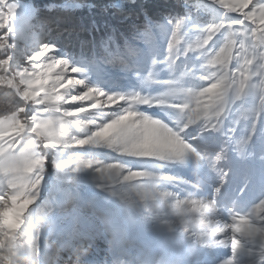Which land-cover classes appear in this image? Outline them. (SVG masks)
I'll list each match as a JSON object with an SVG mask.
<instances>
[{"label":"snow or ice","instance_id":"obj_1","mask_svg":"<svg viewBox=\"0 0 264 264\" xmlns=\"http://www.w3.org/2000/svg\"><path fill=\"white\" fill-rule=\"evenodd\" d=\"M227 13L239 18L224 17L218 22L208 24L201 29L193 40L184 41L181 32L185 18L169 21L173 24L167 42L165 60L168 67L175 71L177 61L189 52L198 53L203 58L200 65L207 74L201 79L209 81L198 89L183 87L180 79L192 72L187 64L179 78L163 81L167 90L156 96L140 92L107 93L99 87L90 86L85 79L73 75L80 71L71 66L70 61L57 54L54 43L37 41L39 46L33 54L24 58L21 64L12 52L16 45L9 43V33L23 38L27 23L14 26L11 21L16 17L18 4L14 0H0V88L10 96H19L23 103H11L6 114H0V177L7 180L9 193L0 195V264H33L29 256L40 251L37 234L25 239L21 231L25 213L39 196V187L44 178L47 156L41 146L62 149L68 145H107L119 153L140 158H156L165 161L184 160L192 154L197 161L205 157L198 152L182 133L192 125H198L200 131H223V120L231 104L250 92L258 95L257 105L244 109L237 117L252 119L250 129L245 135L234 139L235 150L243 155L256 131V122L264 111V0H215ZM224 29L227 32L223 44L215 50L207 48L216 33ZM44 25L41 23V31ZM112 39V38H110ZM106 46V45H105ZM238 61L232 67V61ZM155 64L156 61L153 60ZM257 77L256 83H252ZM153 81L150 71L145 77ZM77 90L72 94V90ZM38 106L31 116L27 115V105ZM68 105H80L69 107ZM140 105H156L175 109L181 114L182 126L170 127L162 120L153 118L138 110ZM119 106L122 110L110 113L107 122L95 124L94 121L81 118L82 113L103 110ZM95 124V127L91 126ZM86 131L84 135L76 133ZM233 130H229L232 132ZM264 159V155L261 157ZM225 159L224 149L212 157L210 167L220 172V185L213 189L211 196L196 197L189 193L184 198H176L170 192H160L145 183H134L139 178L155 177V174L143 170L122 172L123 165L118 162L102 163L99 160L81 158L76 154L72 171L84 167H95L101 178L109 181L100 184L113 195H119L111 185L122 179L133 182L132 188L139 194V200L156 211L162 204L174 214L175 219L162 222L172 228L175 224L190 233V247L200 245L230 246L232 257L221 264H235L241 251H248L253 260L251 264H264V198H261L247 212H238L227 208L229 220L221 224L215 219L218 210V197L227 177V172L217 165ZM71 157L69 158V161ZM58 169L64 163L53 161ZM172 180V177H157ZM200 186L197 181L196 187ZM243 191V189H241ZM129 198L122 195L123 198ZM133 203L135 201H132ZM235 202H233L234 205ZM45 221L42 218L40 223ZM115 240V234H113ZM92 238L84 235L73 247L66 242L64 247L76 251L81 245H91Z\"/></svg>","mask_w":264,"mask_h":264},{"label":"rangeland","instance_id":"obj_2","mask_svg":"<svg viewBox=\"0 0 264 264\" xmlns=\"http://www.w3.org/2000/svg\"><path fill=\"white\" fill-rule=\"evenodd\" d=\"M14 2L18 4V8L16 17L11 21V24L19 26V24L26 22L28 27L23 38L9 33V43H14L16 47L8 49L7 52L14 53L16 59L23 64L24 58L38 49L37 41H45L43 40L41 23L33 19L35 3L30 2L28 4L30 8L27 10L22 0H14ZM194 4L196 7L193 8L196 12L208 16L205 27L224 17L239 18L234 13L225 12L215 0H195ZM73 8H77V6ZM0 31H7V29ZM53 34L55 32L51 33V39H53L51 43L56 45L57 54L67 58L71 66L80 69L73 75L85 79L90 86L99 87L107 93L128 94L138 91L144 95L156 96L168 88L163 81L179 78L185 64L188 68L193 65L180 58L177 61L175 71H173L164 59L166 54L162 52L156 58L160 62L158 70L153 69L149 59L143 61L144 63L139 67L134 66L129 59L123 65L125 66L123 69L116 60H109L101 65L99 73H95L90 70L87 64L75 62L68 56L67 52L58 46L57 41H54L56 36L53 37ZM224 39L223 36V42ZM222 41L215 45L213 50L218 49L223 44ZM188 54L190 55L191 52ZM237 64L238 61L234 59L232 67L237 66ZM150 71L154 76L153 81L145 80ZM205 74H207L205 69L192 71L187 78L182 77L180 79V84L183 87L196 89L206 86L209 81L201 79V76ZM257 80V77H253L252 83H256ZM76 91L73 89L72 94H75ZM1 93L5 94V102L1 105L4 110L2 114H6L7 108L5 106H9L11 103H23L19 96H16L19 102L14 101L3 88H0ZM258 102V95L252 92L235 100L224 117L223 131L208 130L201 132L198 125H192L182 133L185 139L205 157L201 161H197L192 154H189L184 160L171 161L134 157L119 153L104 144L68 145L59 150L41 146L40 150L47 156V164L44 178L39 187V196L25 213L24 224L21 226V231L25 232L24 238L27 239L29 236L37 234L35 225H39L42 218L45 222L39 228L38 233L40 251L29 256V259L33 264H65V261L71 257L72 247H64L63 245L66 242H71L74 247L83 239L84 235H88L92 238V242L88 255L84 257L87 264H101V262L110 264V261L117 258L131 260L133 264H157V262L169 264L173 257L182 260L183 258L178 252L175 256L168 257V252L166 253L165 250L167 247H175L173 241L177 240L178 236L181 239L180 247H190L191 236L190 233L183 231L179 224L170 228L162 222L164 219H175L174 214L166 205L162 204L159 209V218H157L156 211L150 209L144 201L139 200L138 191L132 188L133 182L124 181L119 173L117 174L119 183L111 185L112 189L119 195H113L106 188L99 187L100 184H108L109 181L101 178L100 174L95 171V165L72 171L76 162V154L79 153L81 158L99 160L102 163L118 162L123 165L122 172L131 169L153 173L155 177L139 178L134 183L149 184L155 187L157 191H167L176 198H184L189 193H194L196 197L211 196L213 189L220 185V172L214 171L210 164L215 153L223 148L225 159L218 163L217 168L223 169L228 174L218 197V213L215 214V219L223 224L229 220L227 208L232 207L234 202L232 195H238L241 189L263 192L258 197L259 199H256L257 201L254 200L255 203L264 198V159L261 158L264 155V111L260 113L257 119L255 134L243 155L235 150L233 139V137L239 138L245 135L252 124L251 118H240L239 123H236L240 112L257 105ZM68 106L78 107L80 105ZM37 107L29 103L27 115L34 114ZM121 110L119 106H114L103 110H94L90 113H82L81 118L99 124L107 122L111 118L110 113ZM138 110L162 120L170 127L182 126L181 114L175 109L156 105H140ZM95 124L91 127L94 128ZM229 130L233 131L229 132ZM86 131H80L76 134L82 136ZM70 157L71 160L69 161ZM54 160L58 163H64L65 167L58 169L53 163ZM160 176L174 179H158L157 177ZM230 179L233 183L231 189H229ZM198 180L200 186L197 188ZM234 189L235 191H233ZM9 191L6 178L0 177V195H7ZM124 194L130 199L127 197L122 199ZM254 202L253 204H255ZM246 207L242 210L243 212L249 210ZM169 232L175 234L172 236ZM113 234H115V240ZM85 246L88 245L85 244ZM221 246L196 244L197 250L190 256V259H187V264H206L210 262V258H214L215 254L223 257H228L227 254H229L232 257L231 249L228 252L225 249H219ZM150 249L152 253H150ZM167 251L176 252L175 249H167ZM238 255L241 257H237L236 260H243L245 264L252 261L250 255L243 256L240 253Z\"/></svg>","mask_w":264,"mask_h":264},{"label":"trees","instance_id":"obj_3","mask_svg":"<svg viewBox=\"0 0 264 264\" xmlns=\"http://www.w3.org/2000/svg\"><path fill=\"white\" fill-rule=\"evenodd\" d=\"M22 1L27 10L30 2L35 3L33 19L43 23L45 42L51 43V33L55 32L53 37L56 36L54 41L58 46L75 62L87 64L95 73H99L101 65L109 60H116L123 69L129 59L137 67L149 59L153 69L158 70L160 62L156 58L162 52L167 55V42L173 28L169 21L185 18L181 29L183 46L185 41L200 34L208 19L193 8L196 7L195 0H135L134 3L132 0ZM75 6L77 8H73ZM226 35L224 29L216 33L207 48L213 50ZM180 58L193 64L192 71L204 69L200 67L203 58L198 53L191 52ZM12 98L17 100L16 96ZM4 102L5 94L1 93L0 114L4 113L1 107Z\"/></svg>","mask_w":264,"mask_h":264},{"label":"bare ground","instance_id":"obj_4","mask_svg":"<svg viewBox=\"0 0 264 264\" xmlns=\"http://www.w3.org/2000/svg\"><path fill=\"white\" fill-rule=\"evenodd\" d=\"M258 197V196H257ZM256 197V195H248L245 199L247 200V201H252L253 199H255V198H257ZM231 199V198H230ZM259 199V198H258ZM254 201V200H253ZM257 201V200H256ZM239 202H241V200L240 199H238V203ZM220 206H221V204H219ZM252 205H254V204H251L250 205V207H249V209L252 207ZM225 207V206H224ZM228 207V206H227ZM226 208V207H225ZM223 209V208H222ZM243 212V211H242ZM218 213V212H217ZM221 217V216H220ZM221 219V218H220ZM169 234H172V236L175 234L174 232H172V233H170L169 232ZM168 234V235H169ZM171 236V235H170ZM180 236H181V234H180ZM176 237V236H175ZM182 237V236H181ZM171 239H175V238H171ZM177 240H174L173 242L175 243V247H167V249H169V250H173V249H175V251L176 252H173V251H167V249H166V251L168 252V254H170L171 256H175L176 255V253L178 252L179 253V255H181L182 256V260H184V259H190V256L197 250V247H196V245H195V247H180L181 246V239L179 238V236H178V238H176ZM219 249H225L226 251H228V250H230L231 248H230V246H226V245H222ZM229 252V251H228ZM240 254L241 255H243V256H248V255H250V258H251V260H253V257H252V255L248 252V251H241L240 252ZM228 255V257H223V256H221V255H217L216 256V254H215V256H214V258H210V262H207L206 264H221V262L222 261H224V260H226V259H228V258H230L231 256L229 255V254H227ZM238 257H241V256H239L238 255ZM235 264H245V262L243 263V260H236L235 261ZM247 264H251V261L249 262V263H247Z\"/></svg>","mask_w":264,"mask_h":264},{"label":"clouds","instance_id":"obj_5","mask_svg":"<svg viewBox=\"0 0 264 264\" xmlns=\"http://www.w3.org/2000/svg\"><path fill=\"white\" fill-rule=\"evenodd\" d=\"M134 3L135 0H132ZM43 224L39 223V225H35V228L37 230V227H41ZM91 245H88L87 247L85 245L80 246V250L76 251L75 248L72 249V254L69 260L65 261V264H87V261L84 259L88 255L89 249ZM101 264H104V262H101ZM110 264H133V261L131 260H124V259H113L110 261ZM159 264V262H157Z\"/></svg>","mask_w":264,"mask_h":264}]
</instances>
